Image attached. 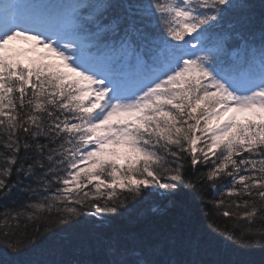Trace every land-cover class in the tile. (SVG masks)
<instances>
[{
	"label": "snow or ice",
	"instance_id": "snow-or-ice-1",
	"mask_svg": "<svg viewBox=\"0 0 264 264\" xmlns=\"http://www.w3.org/2000/svg\"><path fill=\"white\" fill-rule=\"evenodd\" d=\"M153 193L166 224L102 230ZM196 199L264 248V0H0V245L80 227L67 264H223Z\"/></svg>",
	"mask_w": 264,
	"mask_h": 264
},
{
	"label": "trees",
	"instance_id": "trees-1",
	"mask_svg": "<svg viewBox=\"0 0 264 264\" xmlns=\"http://www.w3.org/2000/svg\"><path fill=\"white\" fill-rule=\"evenodd\" d=\"M254 3L259 4L260 0H254ZM119 193L127 195L126 190H121ZM206 197L208 199L213 197L211 190L206 193ZM190 203L196 215L197 227L204 235L214 238L212 252L205 257L206 259L218 260L223 264H260L264 258V248L242 247L227 238V234H218L214 229L224 232L226 224L231 226L230 221L213 214L199 199ZM167 207V201L160 193H153L143 199L130 200L126 208L121 209L123 215L118 216L109 225H104L102 230L118 234L121 238L131 241L171 220L173 213L168 211L165 215ZM81 234L80 227L73 229L71 233L63 232L58 227L54 228L47 236H43L34 246L20 255L11 254L0 245V264H21L23 263L21 260L26 261L30 258L35 259L37 264H60L59 262L67 264L77 259L79 253L68 250L61 241L67 240L69 235L75 239Z\"/></svg>",
	"mask_w": 264,
	"mask_h": 264
},
{
	"label": "rangeland",
	"instance_id": "rangeland-1",
	"mask_svg": "<svg viewBox=\"0 0 264 264\" xmlns=\"http://www.w3.org/2000/svg\"><path fill=\"white\" fill-rule=\"evenodd\" d=\"M30 43L31 42H29V41L21 40V42L19 44L22 45V46H30ZM24 59H25V57H24ZM230 115H232V113H227L226 116L224 117V119L227 120L228 116H230ZM120 163H124V161L121 160Z\"/></svg>",
	"mask_w": 264,
	"mask_h": 264
},
{
	"label": "bare ground",
	"instance_id": "bare-ground-1",
	"mask_svg": "<svg viewBox=\"0 0 264 264\" xmlns=\"http://www.w3.org/2000/svg\"><path fill=\"white\" fill-rule=\"evenodd\" d=\"M31 259H32V258L27 259L26 261L21 260V261H23V263H21V264H37V263H38V262L35 261V259H32V260H34V261H32ZM59 263L61 264L62 262H59Z\"/></svg>",
	"mask_w": 264,
	"mask_h": 264
}]
</instances>
